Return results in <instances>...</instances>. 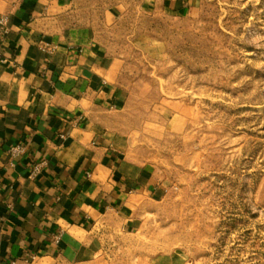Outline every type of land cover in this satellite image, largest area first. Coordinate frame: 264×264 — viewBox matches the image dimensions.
<instances>
[{
  "label": "rangeland",
  "instance_id": "1",
  "mask_svg": "<svg viewBox=\"0 0 264 264\" xmlns=\"http://www.w3.org/2000/svg\"><path fill=\"white\" fill-rule=\"evenodd\" d=\"M144 1L74 0L67 16L120 59L121 139L161 189L84 264H264V0Z\"/></svg>",
  "mask_w": 264,
  "mask_h": 264
},
{
  "label": "crops",
  "instance_id": "2",
  "mask_svg": "<svg viewBox=\"0 0 264 264\" xmlns=\"http://www.w3.org/2000/svg\"><path fill=\"white\" fill-rule=\"evenodd\" d=\"M192 1L142 7L183 12ZM73 3L0 0L8 16L0 34V264L87 263L101 231L130 225L133 202L161 192L121 139L120 59L93 26L68 20ZM107 15L123 19L124 6ZM18 142L25 149L13 155ZM38 161L40 172L28 177ZM57 230L59 243L48 235Z\"/></svg>",
  "mask_w": 264,
  "mask_h": 264
},
{
  "label": "built area",
  "instance_id": "3",
  "mask_svg": "<svg viewBox=\"0 0 264 264\" xmlns=\"http://www.w3.org/2000/svg\"><path fill=\"white\" fill-rule=\"evenodd\" d=\"M8 16L6 13L0 12V34L6 33L8 31V25H7ZM42 49H50L51 45L48 43L40 45ZM63 136V134H62ZM25 149V145L23 142H18L14 144L10 150L13 155H19L22 153ZM43 166V161L35 162L29 169L28 177L33 178L36 174H38ZM48 235L52 238V240L56 243L60 242L62 232L60 230L57 231H49ZM36 255H31V259H35ZM11 264H14V261L11 262Z\"/></svg>",
  "mask_w": 264,
  "mask_h": 264
}]
</instances>
